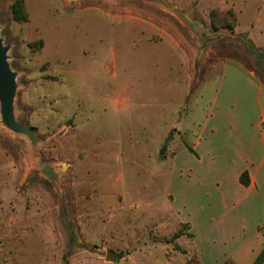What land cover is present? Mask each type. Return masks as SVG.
<instances>
[{
	"label": "rangeland",
	"instance_id": "obj_1",
	"mask_svg": "<svg viewBox=\"0 0 264 264\" xmlns=\"http://www.w3.org/2000/svg\"><path fill=\"white\" fill-rule=\"evenodd\" d=\"M14 1L38 150L0 125V264H253L264 190L233 184L264 150V1L23 0L21 22Z\"/></svg>",
	"mask_w": 264,
	"mask_h": 264
},
{
	"label": "water",
	"instance_id": "obj_2",
	"mask_svg": "<svg viewBox=\"0 0 264 264\" xmlns=\"http://www.w3.org/2000/svg\"><path fill=\"white\" fill-rule=\"evenodd\" d=\"M161 3L166 7L176 9L169 0H145ZM1 30V29H0ZM10 45L4 43L0 33V125L15 134L26 136L35 152L38 150L36 130L18 120L15 108V99L18 89V73L12 68L9 61ZM40 172L48 174L55 179L57 174L51 165H45Z\"/></svg>",
	"mask_w": 264,
	"mask_h": 264
},
{
	"label": "crops",
	"instance_id": "obj_3",
	"mask_svg": "<svg viewBox=\"0 0 264 264\" xmlns=\"http://www.w3.org/2000/svg\"><path fill=\"white\" fill-rule=\"evenodd\" d=\"M264 1V0H263ZM226 3V2H224ZM254 158L250 159V162H245L241 163L237 166L236 168V173H235V182H234V190L235 191H248V193H252L254 189L257 188V186L260 187V189L264 190V150L260 152L259 154L255 153L253 155ZM247 170L249 172L250 176V185L248 187H245L244 185L241 184L240 182V176L241 174ZM223 186L220 188L223 191ZM227 188V187H226ZM227 190L225 189L224 192L220 194L218 197L219 199H223L225 197H234V194L229 192H226ZM246 197V196H245ZM244 197H241L239 200H242ZM211 212H206V213H200L199 214V221L198 224H203V227L206 228L205 225L208 226V228L212 229L214 226L211 224L213 223V220L215 222V226L218 227L220 224L218 223L221 218H224L226 216L220 217L219 220L215 218V216H211ZM219 218V216H218ZM211 223V224H210Z\"/></svg>",
	"mask_w": 264,
	"mask_h": 264
},
{
	"label": "trees",
	"instance_id": "obj_4",
	"mask_svg": "<svg viewBox=\"0 0 264 264\" xmlns=\"http://www.w3.org/2000/svg\"><path fill=\"white\" fill-rule=\"evenodd\" d=\"M11 10L14 16V19L17 21H26L28 19V13L25 9L24 1L23 0H15L11 6ZM263 67H264V60H262ZM190 151L194 152L191 146H187ZM240 182L245 187L250 185V176L249 172L245 170L240 176ZM182 235V232H178L175 237H179ZM264 262V250L258 255L257 259L254 261L253 264H262Z\"/></svg>",
	"mask_w": 264,
	"mask_h": 264
}]
</instances>
